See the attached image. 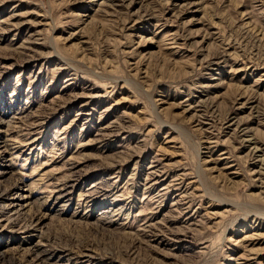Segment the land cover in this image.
I'll list each match as a JSON object with an SVG mask.
<instances>
[{
  "label": "rangeland",
  "instance_id": "obj_1",
  "mask_svg": "<svg viewBox=\"0 0 264 264\" xmlns=\"http://www.w3.org/2000/svg\"><path fill=\"white\" fill-rule=\"evenodd\" d=\"M0 264H264V0H0Z\"/></svg>",
  "mask_w": 264,
  "mask_h": 264
}]
</instances>
